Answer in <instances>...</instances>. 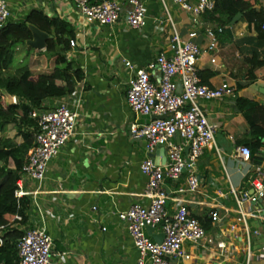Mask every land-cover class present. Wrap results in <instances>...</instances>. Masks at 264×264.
<instances>
[{
	"label": "crops",
	"instance_id": "obj_1",
	"mask_svg": "<svg viewBox=\"0 0 264 264\" xmlns=\"http://www.w3.org/2000/svg\"><path fill=\"white\" fill-rule=\"evenodd\" d=\"M143 1L146 25L134 30L127 24L125 11L117 24L101 26L87 23L72 0H8L13 22L24 21L37 11L70 24L78 46L69 58L84 72L73 94L43 104L51 107L57 100H67L79 118L75 134L49 163L43 182L24 184L29 200L24 229L45 228L56 264L137 263L138 252L119 214L134 204L149 203L144 197L148 179L141 164L151 158L165 165L167 158L163 148L149 153L145 140L131 135V125L148 124L157 116L132 113L127 92L138 69L161 53L170 55V38L177 32L183 41L194 42L202 51L198 60L202 83L214 89L227 85L232 94L222 101H200L216 132L214 144L196 163L197 191L176 194L178 188H186V172L178 181H166L169 213L176 211L174 200L183 199L189 213L206 225V240L185 244L189 259L173 260L172 264H264V221L254 202L241 205L237 200L254 194V179L264 183V140L258 150L259 164L237 155L238 148L253 142L251 127L236 103L244 98L264 107V67L254 72V81L247 79V59L254 51L264 59V38H258L243 16L237 23L221 27L210 15L195 18L173 0ZM251 2L254 9L264 12V0ZM212 44L216 45L213 51L209 50ZM173 141L185 147L188 158L187 144L179 136ZM15 142L21 144L23 138L16 136ZM213 213L218 214L217 221L212 220ZM154 234L161 236V228H155ZM219 243L225 248L219 249Z\"/></svg>",
	"mask_w": 264,
	"mask_h": 264
},
{
	"label": "built area",
	"instance_id": "obj_2",
	"mask_svg": "<svg viewBox=\"0 0 264 264\" xmlns=\"http://www.w3.org/2000/svg\"><path fill=\"white\" fill-rule=\"evenodd\" d=\"M72 1L87 23L113 26L125 11L130 29L141 30L146 25L147 9L143 0ZM173 1L195 18L213 12L216 6V0ZM11 21L12 13L8 0H0V29ZM210 35L213 36V32H210ZM193 36L194 34L191 35ZM70 46L74 50L78 46L77 39L71 40ZM215 47L216 45L212 44L209 50L213 51ZM169 48L170 55L161 53L145 68L136 71L126 98L132 113L157 116L148 124L131 125V135L136 139L145 140L149 153L163 148L167 158L165 165L157 164L151 158L141 164V172L148 179L144 197L149 199V203L134 204L119 214V219L127 226L138 252L136 264H172L173 260L189 259L190 256L184 250L185 244L198 245L206 240L205 228L189 213L183 199L176 198V211L172 215L169 213L166 208V202L170 198L166 181H178L186 172V188H178L176 194L197 191L199 180L195 171L196 163L204 151L214 144L216 132V126L209 122L200 101H222L225 96L232 94L227 85L214 89L202 83L198 68L202 52L199 45L192 41H183L180 35L174 32ZM125 64L132 68L130 62ZM157 72L158 77L155 76ZM179 85L181 91H178ZM5 99L7 100V97ZM13 104H18L15 97ZM31 117L37 121L39 132L35 135V146L31 149L29 159L17 182L15 196L18 199L27 195L24 190L26 181L43 182L49 163L60 154L75 134L79 114L67 100H57L51 107L42 106L41 109L33 110ZM177 136L189 147L188 158L184 156L185 147L174 143L173 140ZM237 155L243 161L251 160L248 147L238 148ZM253 188V195L244 194L242 198L237 197L239 204L264 198V183L261 179L253 180ZM260 212L257 210V214L260 215ZM211 218L217 221L219 216L213 213ZM148 226L161 228L164 234L161 243H157L147 234ZM218 248L223 249L225 245L219 243ZM18 250V264H56L52 239L43 227H27L18 243ZM262 252L264 253V248ZM251 257L252 253L249 252L248 263Z\"/></svg>",
	"mask_w": 264,
	"mask_h": 264
},
{
	"label": "trees",
	"instance_id": "obj_3",
	"mask_svg": "<svg viewBox=\"0 0 264 264\" xmlns=\"http://www.w3.org/2000/svg\"><path fill=\"white\" fill-rule=\"evenodd\" d=\"M239 13L249 26H254L262 40L264 12L254 9L251 0H216L214 11L203 16L210 15L223 27ZM29 25L52 36L45 50H34L27 45L33 37ZM75 37L70 24L61 19H49L37 11L24 21H11L0 29V264L19 263L18 243L28 222L29 200L16 198L15 192L22 169L35 146V135L39 132L31 113L41 109L47 100L70 96L84 79V72L69 58L70 42ZM22 46L32 56L16 66L14 55ZM247 64V79L252 82L254 72L264 67V59L254 51ZM242 87L239 85L238 88ZM9 95L17 97L20 102L8 104L5 97ZM236 103L251 127L253 143L247 144L251 161L259 164L258 150L264 140V107L244 98H238ZM10 125L14 126L16 136L23 138L21 144L4 136ZM203 227L206 229V225Z\"/></svg>",
	"mask_w": 264,
	"mask_h": 264
},
{
	"label": "water",
	"instance_id": "obj_4",
	"mask_svg": "<svg viewBox=\"0 0 264 264\" xmlns=\"http://www.w3.org/2000/svg\"><path fill=\"white\" fill-rule=\"evenodd\" d=\"M241 17H242L241 13L237 14L234 17L232 24L237 23ZM29 29L31 30L33 37L31 40L27 41V45L30 46L31 48H33L34 50H45L46 45H47V41L49 39H52V36L48 33L41 31L40 29L36 28L33 25H29ZM178 91H180L179 87H178ZM6 97H7L8 104H13L14 97L10 96V95L6 96ZM162 150L165 153V150L164 149H162ZM254 205L257 207L258 210L261 211L259 217H261L264 221V198H261V199L257 200L256 202H254ZM262 228H263V232H264V223L262 225ZM146 232L157 243H161L164 239V234H162L161 236H156L154 234V228H152V227H149V226L146 227Z\"/></svg>",
	"mask_w": 264,
	"mask_h": 264
},
{
	"label": "rangeland",
	"instance_id": "obj_5",
	"mask_svg": "<svg viewBox=\"0 0 264 264\" xmlns=\"http://www.w3.org/2000/svg\"><path fill=\"white\" fill-rule=\"evenodd\" d=\"M29 52H27V49L25 47H19L16 52H15V63L16 66H18L19 64L23 63L26 59H28L30 56H32V53L28 54ZM14 126L10 125L6 131V133L4 134L5 137L8 136H15L16 134V130L12 129ZM10 128V129H9ZM1 136V134H0ZM16 138V136L14 137V139Z\"/></svg>",
	"mask_w": 264,
	"mask_h": 264
}]
</instances>
